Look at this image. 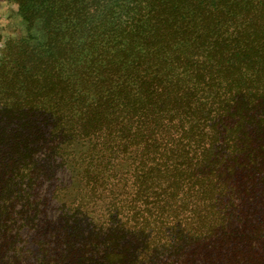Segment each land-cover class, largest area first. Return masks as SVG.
<instances>
[{
    "label": "trees",
    "instance_id": "16d2710c",
    "mask_svg": "<svg viewBox=\"0 0 264 264\" xmlns=\"http://www.w3.org/2000/svg\"><path fill=\"white\" fill-rule=\"evenodd\" d=\"M0 264H264V0H8Z\"/></svg>",
    "mask_w": 264,
    "mask_h": 264
},
{
    "label": "rangeland",
    "instance_id": "374dc122",
    "mask_svg": "<svg viewBox=\"0 0 264 264\" xmlns=\"http://www.w3.org/2000/svg\"><path fill=\"white\" fill-rule=\"evenodd\" d=\"M24 23L15 4L0 0V36L2 39L17 37L23 33Z\"/></svg>",
    "mask_w": 264,
    "mask_h": 264
}]
</instances>
